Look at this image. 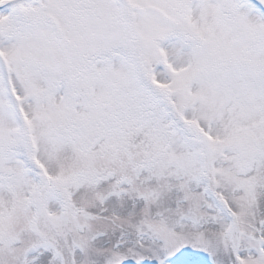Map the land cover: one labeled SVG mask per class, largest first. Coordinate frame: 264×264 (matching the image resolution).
I'll list each match as a JSON object with an SVG mask.
<instances>
[{
    "label": "snow or ice",
    "instance_id": "1",
    "mask_svg": "<svg viewBox=\"0 0 264 264\" xmlns=\"http://www.w3.org/2000/svg\"><path fill=\"white\" fill-rule=\"evenodd\" d=\"M0 264H264V0H0Z\"/></svg>",
    "mask_w": 264,
    "mask_h": 264
}]
</instances>
